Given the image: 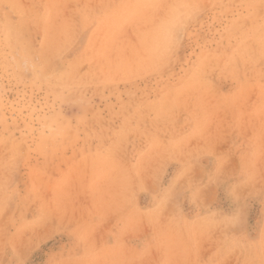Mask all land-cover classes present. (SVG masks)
<instances>
[{
    "label": "rangeland",
    "instance_id": "rangeland-1",
    "mask_svg": "<svg viewBox=\"0 0 264 264\" xmlns=\"http://www.w3.org/2000/svg\"><path fill=\"white\" fill-rule=\"evenodd\" d=\"M0 146V264H264V0H0Z\"/></svg>",
    "mask_w": 264,
    "mask_h": 264
},
{
    "label": "bare ground",
    "instance_id": "bare-ground-1",
    "mask_svg": "<svg viewBox=\"0 0 264 264\" xmlns=\"http://www.w3.org/2000/svg\"><path fill=\"white\" fill-rule=\"evenodd\" d=\"M52 1H53V0H52ZM4 2H5V1H4ZM61 2H62V1H61ZM10 3H11V2H10ZM14 3H15V2H14ZM25 19H26V18H25ZM20 20H21V19H20ZM13 24H14V23H13ZM182 28H183V27H182ZM182 28H181V29H182ZM177 32H178V30H177ZM181 32H182V30H181ZM6 37H7V36H6ZM9 37H10V36H9ZM7 38H8V37H7ZM4 39H5V38H4ZM11 39H12V37H11ZM11 39H9V41H12V40H13V39H12V40H11ZM5 42L8 44V42L6 41V39H5ZM1 43H3V42L1 41ZM9 43H10V42H9ZM11 43H12V42H11ZM4 44H5V43H4ZM21 44H23V43H21ZM10 45H11V44H9V46H10ZM12 45L15 47L14 40H13V44H12ZM12 45H11V46H12ZM27 45H28V44H27ZM5 46H6V45H5ZM16 46H17V45H16ZM22 46H23V45H22ZM252 46H253V45H252ZM17 47H18V46H17ZM20 47H21V46H20ZM20 47H18V48H20ZM26 47H27V46H26ZM11 48H12V47H11ZM18 48H17V49H18ZM21 48H22V47H21ZM23 48H25V46H24ZM23 48H22V49H23ZM13 49H14V48H13ZM15 50H16V49H15ZM15 50H14V51H15ZM23 50H24V49H23ZM28 50H29V49H28ZM17 51H18V52H21L19 49H18ZM174 51H175V50H174ZM25 52H26V51H25ZM27 52H28V51H27ZM27 52H26V53H27ZM22 53H23V52H22ZM29 53H30V52H29ZM23 54H25V53H23ZM231 54H232V53H231ZM16 55L18 56L19 54L16 53ZM27 55H31V54H28V53H27ZM17 56H16V57H17ZM20 56H21V55H20ZM23 57H24V56H22V58H23ZM12 58H15V56L12 57ZM17 58H18V57H17ZM17 58H16V59H17ZM28 58H30V57H28ZM19 59H20V57H19ZM19 59H17V60H19ZM23 59H24V58H23ZM30 59H33V58L31 57ZM14 60H15V59H14ZM14 60H13V61H14ZM17 60H15L14 62H15V63H16V62H19V67H20V68H21L20 65H22L23 69H24V67H25V69H27L28 66L31 65V63H30V64L28 63V64H27L28 66H27V68H26L25 64H26L27 61H29V60L24 59V60H22V63H21V64H20V61H21V60H20V61H17ZM26 60H27V61H26ZM23 61H24V62L26 61V63L24 64ZM31 61H34V60H31ZM36 62H37V61H36ZM227 63H228V62H227ZM11 64H12V63H11ZM16 64H17V63H16ZM23 64H24V65H23ZM14 65H15V64H14ZM31 66H33V65H31ZM17 67H18V66H17ZM29 68H30V67H29ZM34 68H35V67H34ZM34 68H33V69H34ZM16 69H17V68H16ZM40 69H42V68H40ZM40 69H39V70H40ZM19 70H22V68L19 69ZM43 70H44V69H43ZM43 70H42V71H43ZM199 70H200V69H199ZM31 71H32V70H31ZM33 71H35V69H34ZM33 71H32V73H33ZM45 71H46V70H45ZM55 71H56V70H55ZM24 72H25V71H24ZM24 72H23V73H24ZM18 73H19V71H18ZM42 73H44V72H42ZM46 74H47V73H46ZM86 75H87V74H86ZM36 76H37V75H36ZM217 76H218V75H217ZM191 77H192V76H191ZM218 78H219V77H218ZM81 80H82V78H81ZM86 82H87V81H86ZM58 138H59V137H58ZM8 139H9V137L7 138V140H8ZM53 139H55V138H53ZM10 142H11V140H10ZM14 142H15V141H14ZM14 142H13V143H14ZM11 143H12V142H11ZM13 143H12V144H13ZM60 144H61V142H60ZM56 146H57V145H56ZM0 147H1V146H0ZM43 149H44V148H43ZM45 151H46V149H45ZM42 153H43V152H42ZM2 156H3V155H2ZM6 157H7V156H6ZM10 158H11V157H10ZM49 158H50V157H49ZM4 159H5V158H4ZM6 159H7V158H6ZM5 162H6V160H5ZM2 163H3V162H2ZM7 163H8V162H7Z\"/></svg>",
    "mask_w": 264,
    "mask_h": 264
}]
</instances>
